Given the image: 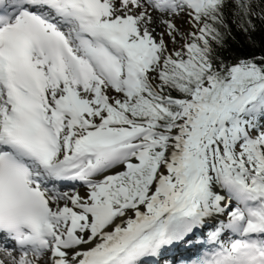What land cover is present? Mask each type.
I'll return each instance as SVG.
<instances>
[{"label": "snow or ice", "instance_id": "1", "mask_svg": "<svg viewBox=\"0 0 264 264\" xmlns=\"http://www.w3.org/2000/svg\"><path fill=\"white\" fill-rule=\"evenodd\" d=\"M0 264H264V0H0Z\"/></svg>", "mask_w": 264, "mask_h": 264}, {"label": "trees", "instance_id": "2", "mask_svg": "<svg viewBox=\"0 0 264 264\" xmlns=\"http://www.w3.org/2000/svg\"><path fill=\"white\" fill-rule=\"evenodd\" d=\"M234 32H235V29H234ZM256 35L259 36V33H256ZM236 36H237V40L239 41V43H233L232 44L233 48L241 53L248 52L249 49L247 45L244 43L243 36L240 33H236Z\"/></svg>", "mask_w": 264, "mask_h": 264}]
</instances>
